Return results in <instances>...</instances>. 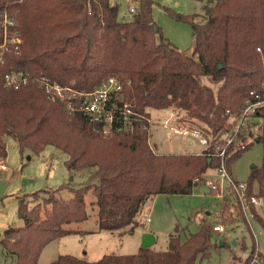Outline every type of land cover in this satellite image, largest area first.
I'll use <instances>...</instances> for the list:
<instances>
[{"label":"trees","instance_id":"16d2710c","mask_svg":"<svg viewBox=\"0 0 264 264\" xmlns=\"http://www.w3.org/2000/svg\"><path fill=\"white\" fill-rule=\"evenodd\" d=\"M138 2L132 19L120 20V6L110 0H0V40L6 10L15 14L22 37L19 52L0 64V157L7 156L5 136L14 135L22 153L53 145L68 154L66 165L73 173H88L79 187L67 183L19 198L24 225L9 226L0 238V247L16 264H39L47 244L76 232L66 225L89 218V191L96 198L99 228L126 233L141 224L154 196L190 194L217 167L218 159L206 152H158L150 142L152 110L172 107L193 125L220 134L231 129L252 91L264 93V0H204L202 13L187 15L168 9L190 23L192 54L164 35L153 0ZM12 69L84 91L115 76L134 110L132 124L105 134L84 114L50 100L37 84L5 87L3 76ZM260 129L249 135L264 149V116ZM252 143L236 152L229 148L230 170ZM249 180V192L264 198V160ZM64 188L72 191L71 198L57 197ZM256 217L264 229V218ZM212 236L213 225L204 223L184 241L171 234L165 250L141 246L137 253L106 254L96 261L61 254L49 264H200L210 253Z\"/></svg>","mask_w":264,"mask_h":264},{"label":"rangeland","instance_id":"374dc122","mask_svg":"<svg viewBox=\"0 0 264 264\" xmlns=\"http://www.w3.org/2000/svg\"><path fill=\"white\" fill-rule=\"evenodd\" d=\"M112 4H119V19L130 20L133 13L129 8L138 0H110ZM153 14L157 24L162 28L164 35L180 50L192 54L194 39L190 23L178 20L167 10L181 14L202 13L204 0H153ZM205 82L210 83L205 79ZM174 108L152 110L154 124L151 141L158 152H192L200 151L202 145L199 139L193 136H183L176 133ZM178 113V112H177ZM179 122L193 124L179 111ZM169 120V124L165 125ZM231 122L233 120H230ZM251 128L245 127L253 136L260 133L262 118H256ZM254 122V119H251ZM236 119L232 124L235 125ZM202 127V126H201ZM231 127V128H232ZM212 132V131H211ZM245 132V133H246ZM249 135L247 138L249 139ZM246 139V138H245ZM247 140V139H246ZM7 146L8 171L0 173V238L9 226H23L24 221L18 215V202L26 193H33L43 189H57L71 183L79 187L87 180V171L73 173L66 165L68 154L53 145H47L40 153L25 150L23 153L18 147L14 135L5 136ZM252 145L242 153L231 165L232 175L239 181L249 183L253 167H261L264 160V149L260 142L252 137ZM190 142H193L191 145ZM206 180L218 179L214 169L205 173ZM73 179V180H71ZM204 183H199L190 194H159L149 200L140 216L141 224L133 231L102 230L98 225V206L92 191L86 195L89 218L82 222L72 223L76 232L53 240L43 249L39 264H49L61 254H71L89 261H96L106 254H134L141 247L143 236L152 233L156 242L154 248L165 250L171 234L178 233L181 240H186L192 233L202 229L204 223L217 225L224 224L225 231L213 232L212 246L206 257L199 259L200 264H242L252 254V249H260L264 256V229L256 219L264 218V209L255 212V218L246 220L241 208L232 206V203L223 202L217 191L210 193L203 191ZM254 192L258 184L253 183ZM60 199H69L73 196L70 189H61L57 194ZM19 196V197H18ZM226 203V204H225ZM257 213V214H256ZM152 219L146 222V215ZM258 247H257V245ZM249 261V260H248ZM0 264H16L15 257L0 247Z\"/></svg>","mask_w":264,"mask_h":264},{"label":"built area","instance_id":"2783aa9c","mask_svg":"<svg viewBox=\"0 0 264 264\" xmlns=\"http://www.w3.org/2000/svg\"><path fill=\"white\" fill-rule=\"evenodd\" d=\"M136 2L129 11L135 13ZM2 39L0 40V64H6L8 54L19 52L22 44V37L18 31V21L15 14L4 11L1 15ZM3 84L7 88L20 89L29 84H37L42 88L47 97L52 101L62 102L71 113L84 114L92 124H99L105 134L110 133L114 127L118 129H128L134 119V110L130 103L124 100V83L113 76L105 80L101 85L91 91L75 89L71 86L63 85L53 81L48 77L30 74L24 70H8L3 76ZM175 118L174 131L183 136H193L199 139L202 145V152L218 159L219 164L214 169L218 179L206 177L201 183L210 189L217 191V195L223 202L232 203V206L241 208L246 220L248 214L255 218L257 210L264 209V198L249 192L247 182L237 180L228 165L230 158L229 148L232 152L243 150L251 143L250 131L246 132L245 127L250 128L253 123H257L256 118L264 116V93L251 92V96L245 101V106L240 115L236 117L235 125L229 131H222L220 134L213 133L207 127L198 125H187L179 122V111L174 109ZM178 112V113H177ZM229 112V111H228ZM254 119V122H251ZM153 117L150 118L151 131L153 127ZM169 120L165 125H168ZM246 132V133H245ZM245 137L241 138V135ZM249 135V139L247 138ZM247 140H246V139ZM8 165L4 157H0V173L7 171ZM203 186V187H204ZM225 203V204H226ZM224 204V203H223ZM151 215H146V222H150ZM225 231V225L220 223L213 226V232ZM257 245V244H256ZM258 247V245H257ZM246 264H264V256L260 249H252V254Z\"/></svg>","mask_w":264,"mask_h":264},{"label":"water","instance_id":"95a60500","mask_svg":"<svg viewBox=\"0 0 264 264\" xmlns=\"http://www.w3.org/2000/svg\"><path fill=\"white\" fill-rule=\"evenodd\" d=\"M211 161V159H209V162ZM73 180V179H71ZM203 191L206 192V193H210V189L207 188L206 186L203 187ZM155 236L152 234V233H146L144 234L143 236V240H142V244L141 246L143 247H151L154 245L155 243Z\"/></svg>","mask_w":264,"mask_h":264},{"label":"crops","instance_id":"0c3cea01","mask_svg":"<svg viewBox=\"0 0 264 264\" xmlns=\"http://www.w3.org/2000/svg\"><path fill=\"white\" fill-rule=\"evenodd\" d=\"M152 137H153V132H152V135H151V138H150V142H151V144L153 145V146H155L154 144H153V142L151 141V139H152ZM190 144L192 145L193 144V142H190ZM156 147V146H155ZM202 151V149L200 150V151H192V152H195V153H200ZM185 152H188V151H185ZM191 152V151H190ZM173 153H177V152H173ZM8 171V170H7ZM7 171H4V172H7ZM3 172V173H4ZM2 173V172H1ZM19 197V196H18ZM155 242H156V240H155Z\"/></svg>","mask_w":264,"mask_h":264}]
</instances>
